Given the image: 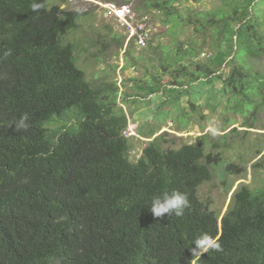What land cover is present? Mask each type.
I'll list each match as a JSON object with an SVG mask.
<instances>
[{"label":"trees","instance_id":"1","mask_svg":"<svg viewBox=\"0 0 264 264\" xmlns=\"http://www.w3.org/2000/svg\"><path fill=\"white\" fill-rule=\"evenodd\" d=\"M186 1L140 0L137 9L157 15L167 41L149 37L134 57L133 39L117 38L123 68H142L135 96L157 94L177 106L188 95L181 122L204 118L192 100L199 89L222 98L208 107L220 105L216 130L226 131L171 148L149 130L136 151L121 107L134 95L112 80H88L76 45L65 41L85 13L60 9L66 0H0V264H191L193 240L204 232L222 250L197 264H264V178L253 187L240 182L220 218L196 193L241 138L232 117L243 134L264 130V10L259 0H217L179 13ZM25 113L28 127L17 128ZM259 134L254 172L264 171ZM240 166L229 162L224 171L240 174ZM172 190L186 193L190 207L180 217H153L152 197Z\"/></svg>","mask_w":264,"mask_h":264},{"label":"rangeland","instance_id":"2","mask_svg":"<svg viewBox=\"0 0 264 264\" xmlns=\"http://www.w3.org/2000/svg\"><path fill=\"white\" fill-rule=\"evenodd\" d=\"M50 2L55 3L57 0ZM217 3V0H188L178 5V11L182 13L185 8L208 9ZM137 7H140V0H66L64 4L59 5L60 9L80 10L85 13L77 19V26L69 31L65 41L76 45V64L83 70L86 78L92 82L94 78L95 81H115L118 92L129 95H134L135 87L141 85L143 72L139 63L123 68L124 47L117 48V38L125 36V45L128 37L137 29L139 21L143 20V30L148 33V37L163 44L167 41L165 37L160 36L166 26L158 20L157 15L152 12L144 13ZM258 7L264 10V0H259ZM115 9L122 11L119 18L115 15ZM133 45L135 57L141 49L137 48L134 42ZM201 56L200 54L199 57ZM225 72L226 69H221L217 74L221 77ZM219 84V81L214 79L213 97L218 95ZM203 90L196 91L195 98L192 99L199 114L204 116L203 119L194 114L190 120L180 121V112L189 111L188 95L180 97L177 106L168 102L162 104L157 94L145 97L134 95L129 97L125 104L119 103L127 119L124 133L129 137L132 148L139 150L147 140L144 136L149 130L156 131L154 135L161 133L164 140L162 144L171 148L178 147L183 142H193L202 134H205V141L220 139L221 134L226 131L216 130L221 128L220 105L212 111L208 104L222 98H207ZM138 95L143 96V93L139 92ZM232 118L234 123L231 127L236 128L237 136L241 138L232 141L231 148L223 152V159L218 164L210 166V178L202 182L196 192L197 197L219 215L225 211L231 192L240 182L253 187L259 185L264 178V171L254 172L250 167L258 157L253 158L254 138L261 137L259 133H264V130L259 129L258 125L256 129H247L249 132L243 134L244 128L239 126L240 117ZM262 122L264 123V118ZM200 127L203 128L202 132ZM208 150L209 147L205 144V151ZM261 154H264V149ZM229 162H238L245 171L240 174L225 173L224 167Z\"/></svg>","mask_w":264,"mask_h":264},{"label":"clouds","instance_id":"3","mask_svg":"<svg viewBox=\"0 0 264 264\" xmlns=\"http://www.w3.org/2000/svg\"><path fill=\"white\" fill-rule=\"evenodd\" d=\"M33 9H39L40 4L34 3L32 5ZM9 52H6L5 55H9ZM29 119L28 114L25 113L21 116L20 121L17 125V128H27L28 125L25 123ZM190 207V201L186 193H183L179 190H172L171 192L165 191L160 195L153 196L151 199L149 211L156 218H164L165 215H175L177 217L183 216L186 208ZM193 244L194 248H191V264H197L202 254L208 253L211 251L219 252L222 250V246L219 243L218 238H214L209 233L204 232L197 235Z\"/></svg>","mask_w":264,"mask_h":264},{"label":"built area","instance_id":"4","mask_svg":"<svg viewBox=\"0 0 264 264\" xmlns=\"http://www.w3.org/2000/svg\"><path fill=\"white\" fill-rule=\"evenodd\" d=\"M115 15L119 18L122 15L121 9H115ZM128 38H132L137 48H143L146 45L147 40L149 39L148 33L143 30V20L139 21L137 29L135 32L131 33ZM204 55L203 53L201 54Z\"/></svg>","mask_w":264,"mask_h":264},{"label":"water","instance_id":"5","mask_svg":"<svg viewBox=\"0 0 264 264\" xmlns=\"http://www.w3.org/2000/svg\"><path fill=\"white\" fill-rule=\"evenodd\" d=\"M221 217V215L219 216V218Z\"/></svg>","mask_w":264,"mask_h":264}]
</instances>
